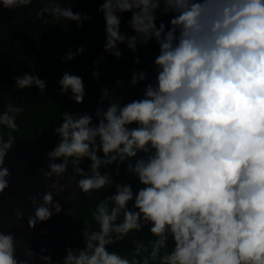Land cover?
<instances>
[{"label": "clouds", "instance_id": "clouds-1", "mask_svg": "<svg viewBox=\"0 0 264 264\" xmlns=\"http://www.w3.org/2000/svg\"><path fill=\"white\" fill-rule=\"evenodd\" d=\"M40 2L34 21L51 16L79 29L93 19L74 11L71 0L67 7ZM31 3L2 0L0 7ZM97 11L105 53L120 59L126 45L139 65L138 45L155 41L154 75L132 70L127 83L143 84L138 97L126 100V82L118 79L101 88L93 111L61 113L39 170L51 183L28 197L27 223L34 230L65 212L54 193L74 184L82 198L74 189L67 199L81 223L77 238L58 258L45 255L47 248L37 257L28 245L20 258L15 233L0 226V264H264V0H101ZM126 13L131 35L121 27ZM85 52V45L69 48L62 61ZM104 59L93 61L97 81ZM13 79L18 90L47 89L34 72ZM56 83L59 94L84 104L82 76L66 69ZM23 111L11 102L0 110V129L8 130L0 134V195L10 187L5 160ZM69 167L74 175L62 182ZM122 169L127 179H118ZM100 190L103 198L87 208L91 222L82 223L76 208ZM15 218L23 221V211Z\"/></svg>", "mask_w": 264, "mask_h": 264}, {"label": "trees", "instance_id": "trees-1", "mask_svg": "<svg viewBox=\"0 0 264 264\" xmlns=\"http://www.w3.org/2000/svg\"><path fill=\"white\" fill-rule=\"evenodd\" d=\"M101 0H80L73 6L74 11L86 12L93 17L91 21H84L83 27L77 29L74 23L61 19L59 24L53 17L34 21L35 2L26 7H18L10 17H0V110L9 102L24 108L17 117L20 131L14 133L47 144L51 147L56 142L53 128L60 122L64 110L93 111L101 95V88L115 85L118 79L125 80L127 92L125 99H132L141 95L143 84L135 88L129 87L127 81L131 79L133 69H145L149 78L154 75L151 64L158 54V45L151 41L148 45H138L141 63H134V56L126 45H120L123 57L117 59L103 50L105 42L103 15L97 11ZM130 13L122 15V30L133 34L126 21ZM169 16H162L160 20L167 22ZM79 45L86 46V52L74 60L64 63L62 57L71 48L75 51ZM105 59L99 64L101 73L99 81L92 76L95 65L93 61ZM70 70L83 77L87 95L84 104H75L67 95L58 93L59 85L56 81L62 76L64 70ZM35 73L47 81L44 93L35 87L18 90L14 85V77L24 73ZM119 91V90H117ZM7 129H0V133L7 134ZM87 161L81 165L87 171ZM118 179H127L123 173ZM111 192V189H109ZM104 190L94 192L93 198L83 197L77 207L78 216L83 223L91 222L88 207H94L104 196ZM94 223V222H93ZM81 227V223H80ZM75 242V241H74Z\"/></svg>", "mask_w": 264, "mask_h": 264}, {"label": "water", "instance_id": "water-1", "mask_svg": "<svg viewBox=\"0 0 264 264\" xmlns=\"http://www.w3.org/2000/svg\"><path fill=\"white\" fill-rule=\"evenodd\" d=\"M33 1L36 4L34 12L36 15L39 9L45 5L40 0ZM79 2L80 0H71L72 7ZM0 4H2V0H0ZM67 6L68 0H63L61 7ZM14 10L0 7V17H10ZM44 16L46 17L48 14L45 13ZM16 137V143L5 160V165L11 171V177L10 187L0 195V226L5 232L15 233L18 242L17 254L20 258H23L24 245L30 246L37 253V257L41 254L42 248H47L48 252L44 254L55 258L64 254L66 247L74 243L80 228V222L75 218L74 213L69 214L68 211L74 209V202H69L67 198L74 189L78 199L82 197L74 184H70L62 195L57 196L54 193V198L61 202L65 212L53 215L49 221L37 225L34 230L30 229L27 221L28 217L33 214V210L28 197L32 194L43 193L51 183L43 177L39 170L42 167L46 168L48 164L47 152L52 147L29 138ZM73 175L74 173L69 167L65 180L62 182H67V178ZM17 209L23 211V221L16 220L15 211ZM76 214L78 215L77 208ZM32 264H43V262L37 258L33 260Z\"/></svg>", "mask_w": 264, "mask_h": 264}, {"label": "built area", "instance_id": "built-area-1", "mask_svg": "<svg viewBox=\"0 0 264 264\" xmlns=\"http://www.w3.org/2000/svg\"><path fill=\"white\" fill-rule=\"evenodd\" d=\"M62 255H63V254H62ZM62 255H58V256H56L55 258H58V257H60V256H62ZM55 258H54V259H55Z\"/></svg>", "mask_w": 264, "mask_h": 264}, {"label": "flooded vegetation", "instance_id": "flooded-vegetation-1", "mask_svg": "<svg viewBox=\"0 0 264 264\" xmlns=\"http://www.w3.org/2000/svg\"><path fill=\"white\" fill-rule=\"evenodd\" d=\"M35 7H36V4H35ZM35 9H36V8H35ZM34 12H35V10H34ZM34 12H33V13H34Z\"/></svg>", "mask_w": 264, "mask_h": 264}]
</instances>
